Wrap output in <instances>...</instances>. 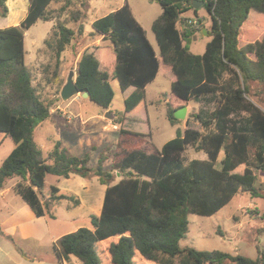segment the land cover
Instances as JSON below:
<instances>
[{"label": "trees", "instance_id": "16d2710c", "mask_svg": "<svg viewBox=\"0 0 264 264\" xmlns=\"http://www.w3.org/2000/svg\"><path fill=\"white\" fill-rule=\"evenodd\" d=\"M6 1L0 0L2 17L8 14ZM57 1L28 0L19 24L0 29V134L14 144L0 164V191L16 179L13 192L39 218L52 217L51 207L63 200L79 205L75 195L54 185L43 199L46 176L95 178L106 187L100 214L89 216L90 228L65 234L53 244L56 264H264L259 244L255 259L180 246L188 233V215L212 216L238 195L264 199V183H258L264 174V108L259 105L264 98V0H203L211 25L202 54L185 45L194 29L178 27L188 11L196 14L191 0L157 1L162 12L151 25L157 50L126 2L92 22V35L103 41L87 46L79 57V92H88L91 102L107 110L114 98L112 81L122 94L133 88L113 119L118 138L109 171L103 170V153L96 167L89 168L87 155H70L59 143L44 156L33 138L59 97L43 100L40 84H33L25 64L24 33L39 20H55L50 6ZM51 30L57 65L75 33L59 20ZM161 69L172 73L170 91L178 100H207L214 109L191 112L188 118L202 130H177L158 148L150 134L121 125L126 114L146 107L145 88ZM179 108L167 105L172 125L179 122L173 117ZM187 147L206 159L185 164ZM115 172L121 177L117 182ZM244 214L264 223V209ZM262 234L264 224L257 236Z\"/></svg>", "mask_w": 264, "mask_h": 264}, {"label": "rangeland", "instance_id": "374dc122", "mask_svg": "<svg viewBox=\"0 0 264 264\" xmlns=\"http://www.w3.org/2000/svg\"><path fill=\"white\" fill-rule=\"evenodd\" d=\"M124 2L129 5L148 41L157 50L151 25L161 14L162 9L155 0H71L68 3L58 0L50 6V12L56 16L55 20H39L25 31V64L31 72L33 84H40L39 94L43 100L48 101L59 97L51 110L50 117L41 122L33 131L34 141L44 156L53 149L56 143H59L61 148L70 155L80 158L87 155L88 167L95 168L101 153H103L106 158L103 170L109 171L113 161L114 146L118 138V126L117 128L112 127L113 119L115 114L123 111V97L127 94H122L116 81H112L114 98L110 109L105 110L89 99L82 98L80 94L63 101L60 99V90L71 72L75 79L77 62L84 48L100 44L103 41L92 35L91 22L121 7ZM6 5L8 14L6 17L0 16V28L8 23L20 22L27 11L28 0H7ZM63 5L65 7L61 10ZM75 14L77 16L74 18ZM185 16L196 20L198 24L197 27H192L193 34L187 39L185 45L191 53L202 54L206 44L210 41V36H208L211 25L210 17L204 6L196 10V14L190 10ZM56 20L73 29L75 33L74 39L60 54L57 65L54 48L56 35L51 30ZM181 21L185 25V19ZM203 30L207 31V35ZM171 77V72L164 73V69H161L153 82L145 88L146 107L142 106L137 112L127 114L121 125L123 129L132 132L150 134L152 142L158 148L174 138L177 130L182 131L186 127L202 130L197 122L188 118L191 112L196 113L199 109L210 112L214 109V103L207 100L199 104L178 100L170 91ZM168 104L172 108L187 107L185 119L172 125L167 118ZM259 105L264 108V98ZM105 111L111 112L113 118H106ZM13 147L12 140L0 134V164ZM182 157L185 164L193 159H206L204 153L191 147L186 148ZM114 175L117 182L121 177L118 172H115ZM57 179L58 183H56ZM73 179L72 177L64 179L46 176L43 199L48 197L49 187L54 185L64 193L75 195L79 205L76 206L74 201L66 200L53 205L50 209L52 217L45 215L37 222L26 226V231L33 234V237L29 239H23L19 234L9 239L1 233L8 224L5 222L15 212L21 219H26L30 210L12 190L0 195V264H56L52 251L53 244L65 234L73 233L80 228H90L89 216L94 213L87 204L94 203L96 191H101L103 186L95 178L89 181L83 179L85 183L93 184V187L86 192L80 190ZM15 181L17 180H9L7 186H11ZM263 182L264 178L261 179L259 175L258 183ZM80 198L86 202L85 207H81ZM243 202H247L246 198L238 195L212 216L188 215V233L180 241V246L194 248L198 251L218 250L254 259L257 255L256 245L258 243L247 245L245 241V236H251V231L245 229L242 232L239 231V236L234 235L236 227H234L232 217L242 218L243 212L238 211L237 208ZM261 202L264 209V200ZM244 206L241 210H248ZM246 228L248 227L246 226ZM234 247L239 249L233 251ZM259 248L264 252V240Z\"/></svg>", "mask_w": 264, "mask_h": 264}, {"label": "crops", "instance_id": "0c3cea01", "mask_svg": "<svg viewBox=\"0 0 264 264\" xmlns=\"http://www.w3.org/2000/svg\"><path fill=\"white\" fill-rule=\"evenodd\" d=\"M6 4H7V1H6ZM8 9V7H7ZM27 12V11H26ZM187 14V13H186ZM185 14V15H186ZM26 15V13H25ZM185 15H183L179 21V25L178 27L180 29L183 28V23L181 20L183 19H189L187 18ZM25 17V16H24ZM98 19V18H97ZM96 20V19H95ZM94 21V20H93ZM92 21V22H93ZM91 22V24H92ZM19 22L15 21V22H12V23H8V24H5V26L3 28H7V27H11V26H16L18 25ZM10 25V26H8ZM3 28H0V29H3ZM192 34H189V38L191 37ZM173 77H171L172 79ZM133 91V88H129L127 89L124 93L127 94L125 97H123V100L125 98H127L129 96V94ZM182 102V101H181ZM110 109V107H109ZM106 112V111H105ZM52 114V112H51ZM50 114V115H51ZM127 115V114H126ZM112 127L114 128H117V126H114L112 125ZM260 177L261 179L264 178V174H260ZM72 178H74L73 180L75 181V184L79 187L80 190H85L86 192H88V189L92 188L93 187V184L91 183H85V181L78 177V176H72ZM17 181H15L11 186H5L7 188H4L2 191H0V195H4L6 193V191L8 190H12V187L13 185L16 183ZM58 179L56 180V183H58ZM264 183V182H263ZM103 186V185H102ZM58 187V186H57ZM105 189L106 187L103 186V189H101V191H96V195L94 196L95 199H94V203L91 204H87L88 207H90V209L93 211L94 215H99L100 212H101V208H102V202H103V196H104V192H105ZM13 191V190H12ZM75 194H78V192H75ZM79 196V195H78ZM246 198V201L248 202V204H246L247 202H243L241 204H239L238 206V211L240 212H243L242 214V218H236V216H233L232 217V221L234 223V227H236V231H235V234L234 235H237L239 236V231H243L245 229H248L251 231V236H248L246 235L245 236V241H246V244L247 245H250V244H259V245H262L263 244V240H264V234H262L261 236H257L258 234V231L261 227H263V222L260 221V220H256V219H249L245 214H244V211L241 210V208H243L244 204H246L244 207L248 210H252V209H260V210H263V206H262V202L264 199H259V198H255L253 200H250L248 196H244ZM80 202H81V207H85V203L83 201V199H79ZM28 207V206H27ZM24 208V207H23ZM29 208V207H28ZM26 210V209H24ZM30 210V209H29ZM44 217V216H43ZM40 218L42 217H35L34 214L32 213V211L30 210L28 213H27V218L26 219H21L20 217L17 216L16 212L15 214H13L11 216V218H9L7 220V222H5L6 227L5 229L3 230V232L11 237L15 236L16 234H19L21 236V238L23 239H29V238H32L33 237V234L29 233L26 231V226H28L30 223H35L37 222ZM246 226L248 228H246ZM262 239V241L260 242V240ZM259 240V241H258ZM232 241V240H231ZM239 248L237 247H234L233 248V251H237ZM232 255H236V254H232ZM257 257V255H256ZM255 257V258H256ZM254 258V259H255Z\"/></svg>", "mask_w": 264, "mask_h": 264}, {"label": "water", "instance_id": "95a60500", "mask_svg": "<svg viewBox=\"0 0 264 264\" xmlns=\"http://www.w3.org/2000/svg\"><path fill=\"white\" fill-rule=\"evenodd\" d=\"M155 1L157 2L158 0H155ZM204 4H205L204 1L191 0V6L194 10H198L199 8L204 6ZM203 32L205 33V35H207L206 30H203ZM73 77H74V74L71 72L66 79V83L63 85V87L60 90V99L63 101H67L71 97L78 95V94H80L81 97L84 99H90L88 92H84V93L79 92L75 84V79H73ZM186 113H187V107L183 106L179 109H176L173 112V117L181 121L185 119ZM105 117L112 119L113 114L111 112H106Z\"/></svg>", "mask_w": 264, "mask_h": 264}, {"label": "built area", "instance_id": "2783aa9c", "mask_svg": "<svg viewBox=\"0 0 264 264\" xmlns=\"http://www.w3.org/2000/svg\"><path fill=\"white\" fill-rule=\"evenodd\" d=\"M197 21L194 19H186L185 20V26L187 27H197Z\"/></svg>", "mask_w": 264, "mask_h": 264}]
</instances>
